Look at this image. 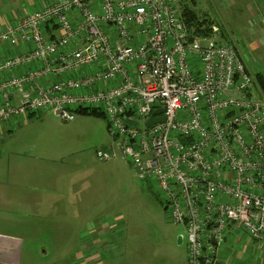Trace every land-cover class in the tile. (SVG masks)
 Listing matches in <instances>:
<instances>
[{"label":"built area","instance_id":"1","mask_svg":"<svg viewBox=\"0 0 264 264\" xmlns=\"http://www.w3.org/2000/svg\"><path fill=\"white\" fill-rule=\"evenodd\" d=\"M179 1L56 0L0 31L21 48L0 53V129L40 112L70 122L100 111L112 145L98 159L121 156L163 195L185 228L187 264H218L231 226L264 244V94L217 28L189 35ZM157 109L164 120L145 127Z\"/></svg>","mask_w":264,"mask_h":264},{"label":"rangeland","instance_id":"2","mask_svg":"<svg viewBox=\"0 0 264 264\" xmlns=\"http://www.w3.org/2000/svg\"><path fill=\"white\" fill-rule=\"evenodd\" d=\"M182 4L227 32L250 30L251 22L245 26L232 19V8L226 12L230 19H216L215 0H180V11ZM74 117L70 122L53 112L19 117L10 120V132L0 135V181L22 167L36 184L11 191L43 192L40 215L34 214L38 207L29 211L9 203L0 211V231L24 241L20 264L71 262L87 249L86 240L97 241L94 251L107 264H187L185 228L170 220L163 195L139 182L121 156L107 161L96 156L112 145L105 119L77 112ZM233 229L226 234L227 245L238 246L233 264H264V244Z\"/></svg>","mask_w":264,"mask_h":264},{"label":"crops","instance_id":"3","mask_svg":"<svg viewBox=\"0 0 264 264\" xmlns=\"http://www.w3.org/2000/svg\"><path fill=\"white\" fill-rule=\"evenodd\" d=\"M55 1L56 0H0V31L13 26L18 19L43 9L46 6L53 4ZM215 1L217 2L215 10V15L217 17L216 19H230L229 17H226V12L229 8H232L230 13L232 19H237V21L245 26L248 24V22H251V25L248 26L250 30L242 34L227 32L224 30V28H220V25L218 26L217 24L216 28L219 31L218 37L219 39L233 43L238 48L241 60L251 73H260L264 77V0ZM91 3L93 8L98 6L97 0H91ZM74 15H76V13H74ZM240 19H246V22H243ZM50 32L52 31L48 29V33ZM31 47V44L26 46L27 49H30ZM20 51V47H12L4 43H0V53L2 55L1 57L3 58H14L20 54ZM36 69L37 65L35 63L32 65L25 64L18 68L6 71L4 74H2V78H9L19 73L23 74ZM19 97V92L13 91L11 93V99L14 102H18ZM2 103L3 98L0 94V106ZM47 112L51 111H46V113ZM11 127L12 124L10 121L6 122L0 129V134L10 132ZM16 170L17 172L14 176H12V178L3 177L4 180L0 181V211L3 209V204L9 203L10 205L17 204L19 207H23V209L29 211L33 206L34 208L38 207L34 214L40 215L42 204L41 196L43 194L41 188H39V195L36 196L11 191L15 188L21 189L22 191H28L31 190V185L36 184L31 177L26 176V169L19 167ZM85 242L87 249L78 252L75 260H72L71 262H64V264H77V261L78 264H107V262L105 263L100 258L96 250L94 251V245L97 244V241L93 240L90 243L88 240H86ZM22 245H24V241L20 236H15L0 231V264H20L21 253L19 251ZM236 248H238V246L233 245L232 243L227 245L226 237L225 247L221 252H219L218 264H233L234 259L231 260V258L233 251Z\"/></svg>","mask_w":264,"mask_h":264},{"label":"trees","instance_id":"4","mask_svg":"<svg viewBox=\"0 0 264 264\" xmlns=\"http://www.w3.org/2000/svg\"><path fill=\"white\" fill-rule=\"evenodd\" d=\"M184 2V1H183ZM186 4V3H185ZM182 4L181 7V18L182 22L191 36H199V35H206L210 36L213 33V27L215 23L210 20H206L207 18H200L196 11L188 5ZM217 25V24H215ZM256 81L258 83L259 88L262 90L264 94V77L257 73L255 74ZM77 114H87L89 116L95 117H103V114L95 109H81L77 111ZM35 117V114H31L28 118Z\"/></svg>","mask_w":264,"mask_h":264},{"label":"water","instance_id":"5","mask_svg":"<svg viewBox=\"0 0 264 264\" xmlns=\"http://www.w3.org/2000/svg\"><path fill=\"white\" fill-rule=\"evenodd\" d=\"M162 112H163L162 109H157V110L153 111L151 117L146 121L145 127L148 128V127H150L156 123L163 121L164 117H158V115H160ZM155 116H157V117L154 118ZM124 123L126 124V126L131 127V128H138V126H139L137 121H133V120H129V119H126L124 121ZM120 153L122 154L121 149H120ZM178 239H179V237H178ZM178 243H179V241H178Z\"/></svg>","mask_w":264,"mask_h":264},{"label":"flooded vegetation","instance_id":"6","mask_svg":"<svg viewBox=\"0 0 264 264\" xmlns=\"http://www.w3.org/2000/svg\"><path fill=\"white\" fill-rule=\"evenodd\" d=\"M179 241V244H181L183 242V240H181V237L180 239H177Z\"/></svg>","mask_w":264,"mask_h":264},{"label":"bare ground","instance_id":"7","mask_svg":"<svg viewBox=\"0 0 264 264\" xmlns=\"http://www.w3.org/2000/svg\"><path fill=\"white\" fill-rule=\"evenodd\" d=\"M219 38V37H218Z\"/></svg>","mask_w":264,"mask_h":264}]
</instances>
